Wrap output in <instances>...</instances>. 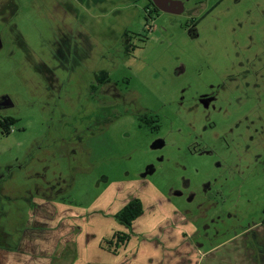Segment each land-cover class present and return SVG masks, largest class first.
<instances>
[{
    "label": "rangeland",
    "instance_id": "1",
    "mask_svg": "<svg viewBox=\"0 0 264 264\" xmlns=\"http://www.w3.org/2000/svg\"><path fill=\"white\" fill-rule=\"evenodd\" d=\"M61 2L0 0V123L12 122L0 124V264L32 250L25 233L37 222L44 249L60 243L51 264L69 263L75 244L59 261L60 246L94 214L107 219L79 222L81 264L111 263L99 244L119 230L123 249L105 244L129 257L118 264H254L242 234L264 220V0L227 1L197 36L189 17L151 21L146 0ZM74 22L79 37H65ZM125 32L140 38L129 53ZM101 71L121 99L91 96ZM149 112L158 121L138 127ZM170 188L195 194L172 198L190 224L172 214ZM131 197L144 214L126 230L113 213Z\"/></svg>",
    "mask_w": 264,
    "mask_h": 264
},
{
    "label": "flooded vegetation",
    "instance_id": "2",
    "mask_svg": "<svg viewBox=\"0 0 264 264\" xmlns=\"http://www.w3.org/2000/svg\"><path fill=\"white\" fill-rule=\"evenodd\" d=\"M75 1L76 0H73V3H75ZM146 1L148 3L147 4L148 7L146 9L148 13V17L152 18L151 15H155L157 17H161L165 15L176 16V17H189L194 21V26L189 31V34L191 36H197V29H196L197 26L204 19L210 16L218 7L224 5L229 0H216V2H214L212 5H210V2H212L213 0H157V3H155L153 0H146ZM242 1L243 0H234V3L237 4L238 6ZM244 1H251V0H244ZM61 3H63L64 5L71 4V0H67V1L64 0V2ZM74 17L76 18V16ZM151 21H153V18ZM74 24L78 27V28L74 27V30L67 29L68 27H65V30L67 31L66 34L64 32L65 37H70V38L79 37L80 24L76 22H74ZM155 30L156 27L154 26V24H152L149 27V31L154 32ZM123 41L124 43L126 42L125 53L126 52L129 53V50L131 51L135 50L136 45L135 44L132 45V42L133 41L140 42V38L139 35L134 36V34L132 33L125 32L123 34ZM182 73L183 72H177L178 75ZM95 81L96 83L90 87L91 96L95 95L99 90H102L103 93L114 97L116 101L122 98V94L119 93L117 89L113 91L115 87L112 85V79L110 78L108 72L105 71L99 72L97 75H95ZM116 85L118 84L116 83ZM199 99L205 108H208L210 106V103L212 102V100L209 99V96L206 97L205 95H200ZM118 105H121L124 111H126L129 107V104H126V102L122 104L118 103ZM3 108H4L3 106H0V110ZM127 113L131 114V112H127ZM156 117L158 116L154 112L151 113L149 112L148 115L137 117L138 127L143 128L144 126L149 125L150 123H156L158 121ZM155 146L160 147V149H163L166 147V142L164 140H158L152 145V147ZM156 173H157V169L154 166L148 167V172L145 175H142V178L139 179V181L135 184V186L140 190L144 189L149 184V182L146 181L148 177ZM184 196L185 194L183 190L181 191L170 188L169 195H167L165 199L167 203L169 205L171 204L172 206V214L183 220L182 223L188 222L190 224L191 221L188 220L187 213L181 211L178 206V203H175L172 200L173 197L181 198V199L184 198L188 203H191L194 200L195 194H188L185 197ZM47 203L51 204V202H47ZM242 238H243L242 243L244 246L245 256L249 260H252L254 264H264V220L261 222V224L255 227L254 230H250V231L246 230L242 234ZM0 262H2L1 259Z\"/></svg>",
    "mask_w": 264,
    "mask_h": 264
},
{
    "label": "crops",
    "instance_id": "3",
    "mask_svg": "<svg viewBox=\"0 0 264 264\" xmlns=\"http://www.w3.org/2000/svg\"><path fill=\"white\" fill-rule=\"evenodd\" d=\"M129 200L130 199H128L127 202ZM127 202L124 205H126ZM44 205H46V204H44ZM124 205L122 206V208L124 207ZM101 211L107 213V211L104 210V209L101 210ZM116 213H113V216ZM98 215H100V214H94V216L90 215L91 217L89 216V219H82V221H80V220L77 221L78 222L77 228L79 229V232L78 233H74L73 237H71V239L69 241H66V240L63 241L62 246H60V248L62 247V251L59 252L58 255H57V259L59 261L68 258L67 260H69L70 262L67 263V264H81V260H82V256L83 255H82V251L80 249V246H79V243H78V238H77L78 236H80L82 234V228L79 226V222L80 223H82V222H90L91 220H93V217L98 216ZM80 216H83V215H80ZM99 217H101V219H103V220L107 219V217L102 215V214ZM40 225H41V223L37 222V223H35L33 225V227L32 226L27 227L26 233H25V237L27 238V241H28V239L31 240V241L34 240L32 243H30V246H27V247H31L32 250L30 251V249H28L27 251H25V249H23V250L20 249L19 252H13L12 253L13 256H14L13 259H12L13 260V262H12L13 264H51V261L54 260L53 256L55 255L56 250L59 251V244L60 243L57 242L56 244H54L53 247L46 243L48 246H46L47 248L44 249L43 247L45 246L44 245V239L45 238H44L43 232L47 233V231H48L47 227L48 226L46 227V226H40ZM38 227H41L42 229L37 230ZM117 232L126 233L125 230H119ZM115 233L116 232H114L113 235ZM113 235L108 237V238H102V241L99 244V247H100L101 251L103 252L104 257L109 258V260L111 261V263L109 261H106V262L102 263V261H101V264H118L117 262H121L124 259H125V262H126V260L129 258L128 256L124 258L122 255L113 254V253H111V251H109V250H107L105 248V244H107V240L109 241L113 237ZM76 239H77V241H76ZM26 243L24 244V240H23V245L24 246L29 244V243H27V244ZM72 244H75V255H74V257H71V258L69 256H67L65 258L64 256L68 255L70 253L69 252L70 251L69 248L72 247ZM120 249H123V247L120 248ZM0 252L4 256H7V252L6 251H1L0 250ZM110 256H112V258H114V259L111 260ZM118 259H120L121 261L118 260ZM129 262H131V261H129ZM129 262H127V264ZM86 264H92V263L88 262ZM120 264H122V263H120Z\"/></svg>",
    "mask_w": 264,
    "mask_h": 264
},
{
    "label": "trees",
    "instance_id": "4",
    "mask_svg": "<svg viewBox=\"0 0 264 264\" xmlns=\"http://www.w3.org/2000/svg\"><path fill=\"white\" fill-rule=\"evenodd\" d=\"M2 128L5 130V132H8V128L12 122H9L8 120H5L0 123ZM144 214V205L141 199L138 197H131L130 200L127 202L124 207L114 215V218L117 220V222L124 227H126L127 230H130L133 227V224L136 220H138L142 215ZM114 240L116 242H113V240L108 241L109 246H115V248H120L122 244L129 241V235L124 233H117L115 234ZM13 251V250H10Z\"/></svg>",
    "mask_w": 264,
    "mask_h": 264
},
{
    "label": "water",
    "instance_id": "5",
    "mask_svg": "<svg viewBox=\"0 0 264 264\" xmlns=\"http://www.w3.org/2000/svg\"><path fill=\"white\" fill-rule=\"evenodd\" d=\"M155 3H157V0H153ZM7 102H9V99L7 97L0 98V106H7Z\"/></svg>",
    "mask_w": 264,
    "mask_h": 264
}]
</instances>
